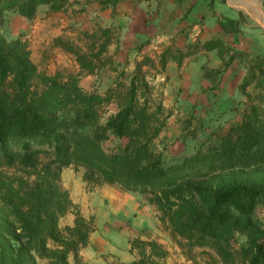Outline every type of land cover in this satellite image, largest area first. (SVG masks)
Instances as JSON below:
<instances>
[{"label": "trees", "instance_id": "trees-1", "mask_svg": "<svg viewBox=\"0 0 264 264\" xmlns=\"http://www.w3.org/2000/svg\"><path fill=\"white\" fill-rule=\"evenodd\" d=\"M68 1L0 0V264H85L82 250L96 225L60 185L70 166L84 168L90 189L118 184L148 195L164 229L188 252L202 248L221 264H264V220L257 214L264 178L243 174L264 166V120L240 125L235 139L206 151L166 159L151 147L163 127L139 102L135 79L127 102L105 125L99 123L104 100L95 92L71 91L55 82L56 110L29 97L36 69L22 43L2 34V12L16 9L32 19L40 5L59 11ZM207 1L213 9L214 0ZM217 21L227 33H245L238 18L222 15ZM236 59L231 55L225 66ZM254 65L264 77V55ZM10 77L15 99L5 87ZM109 130L126 139L110 152L102 144ZM15 165L32 180L7 179L1 168ZM70 212L73 224L62 226L61 218ZM131 251L133 260L108 264H163L169 254L157 238L141 236L132 239Z\"/></svg>", "mask_w": 264, "mask_h": 264}, {"label": "rangeland", "instance_id": "rangeland-1", "mask_svg": "<svg viewBox=\"0 0 264 264\" xmlns=\"http://www.w3.org/2000/svg\"><path fill=\"white\" fill-rule=\"evenodd\" d=\"M138 1L159 14L162 9L163 14H157L154 21V12L141 14L128 8ZM259 2L264 12V0ZM196 5L198 0H177L174 4L171 0H119L115 5L111 0H69L59 11L40 5L32 19L16 9L5 10L1 32L7 41L19 40L28 52V62L36 69L29 97L43 103L46 110L57 109L55 82L71 91L80 87L103 98L99 123L105 125L127 102L135 79L139 102L146 103L155 123L163 127L151 147L170 159L206 151L225 138L235 139L240 125L264 120V77L254 67L260 54L264 55V19L241 0H214L213 9L208 3L198 6L201 14L195 23L175 26L172 20L184 17ZM222 15L240 19L245 32L243 49L222 37L217 26ZM234 54L238 59L226 67ZM11 80L5 87L15 99ZM120 142L126 139L119 140L109 130L102 144L110 152ZM1 170L10 180H32L20 165ZM83 173L82 167H65L60 185L71 198L72 192L82 198L77 204L84 216L94 219L96 227L100 220H108L105 212L110 207L136 205L139 213L148 217L141 231L144 236L155 234L154 238L178 244L164 229L160 212L148 195L106 183L103 191L102 185L90 189ZM243 174L245 179L257 180L259 174L262 179L264 166ZM257 214L264 220V201L258 204ZM74 218V213H68L61 218V225L73 224ZM190 254L208 258L209 264H221L202 248H194Z\"/></svg>", "mask_w": 264, "mask_h": 264}, {"label": "crops", "instance_id": "crops-1", "mask_svg": "<svg viewBox=\"0 0 264 264\" xmlns=\"http://www.w3.org/2000/svg\"><path fill=\"white\" fill-rule=\"evenodd\" d=\"M171 2L174 4L177 3V0H171ZM206 3H208L207 0H198L200 6ZM198 6L196 5L194 8L190 9L184 17L180 16L173 19L172 21L176 23L175 26L195 23L198 15L201 14ZM128 8H131L132 11L135 10L136 13L140 12L141 14L148 13V11L152 14L154 12V14H156L153 18L154 21L159 18L157 16V14H159L157 10L151 6L146 7L143 3H139V1L136 5L130 3ZM203 13L206 14L205 11H203ZM162 14L163 11L161 9L159 16ZM159 25L161 26V21ZM217 26L218 29L222 30L221 35L226 41L238 48H244V46H242V34L227 33L219 24H217ZM234 63L235 61L232 64ZM106 185H113L114 187L123 189L122 186L118 184L106 183ZM104 188L105 187L102 185L100 191H103ZM112 190L117 192V188H112ZM89 193L91 194L93 192L89 191ZM72 198L75 203L82 202V198L74 194V192H72ZM138 210L139 208L136 205L132 207L119 204L110 207V209L105 212V218L107 219L108 217V220L104 222L102 217L100 218L102 220L98 223L95 231L91 233L89 244L82 250L85 264H108L114 261L129 262L136 257V254L131 251L132 239L139 236L142 238L156 237L155 234L152 236L145 235V237L144 233H141L148 217L144 215V212L143 214L139 213ZM98 214H103V212L98 210ZM158 240L169 250V254L164 259L163 264H209L208 258L190 254L186 248L179 246L177 243L172 241L168 242L167 239L161 237H159Z\"/></svg>", "mask_w": 264, "mask_h": 264}, {"label": "bare ground", "instance_id": "bare-ground-1", "mask_svg": "<svg viewBox=\"0 0 264 264\" xmlns=\"http://www.w3.org/2000/svg\"><path fill=\"white\" fill-rule=\"evenodd\" d=\"M244 6L254 7L257 11V14H261L264 19V12H262L259 0H241Z\"/></svg>", "mask_w": 264, "mask_h": 264}]
</instances>
